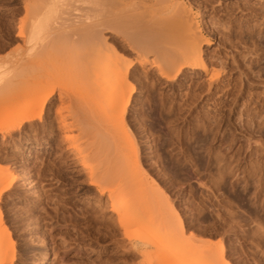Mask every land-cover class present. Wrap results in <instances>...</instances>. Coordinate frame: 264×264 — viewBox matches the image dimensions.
<instances>
[{
    "label": "rangeland",
    "instance_id": "obj_1",
    "mask_svg": "<svg viewBox=\"0 0 264 264\" xmlns=\"http://www.w3.org/2000/svg\"><path fill=\"white\" fill-rule=\"evenodd\" d=\"M187 1L210 39L202 42L209 64L238 52L254 55L247 33L243 41L231 35L237 45L226 41L225 24L229 17L245 26L251 7L264 0ZM237 6L246 8L227 13ZM183 11L177 0H0V119L26 108L41 111L9 132L0 124V246L15 245L13 260L0 256V264H181L191 255L183 245L205 240L213 249L191 255L195 264L217 262L220 246L222 264H264V126L247 123L240 101L229 121L214 123L205 136L200 130L215 118L213 97L204 90L209 74L187 66L162 77L152 67L156 55L139 61L141 52L124 35L142 32L153 13L157 27H165L163 46L178 52ZM35 17L39 25L29 41L19 30L28 36ZM253 40L264 45V35ZM114 56L135 63L130 102L118 119L111 116L115 99L101 94L115 77L95 75ZM261 67L264 72V62ZM250 91L264 98V83ZM228 164L238 169L222 175L218 167ZM90 169L102 176L104 189L139 193L143 204L133 210V228L140 229L139 241L147 237L139 245L147 254L123 242L106 194L87 185ZM158 207L179 214L183 233L175 223L159 225ZM169 236L176 237L174 246L164 244Z\"/></svg>",
    "mask_w": 264,
    "mask_h": 264
},
{
    "label": "bare ground",
    "instance_id": "obj_2",
    "mask_svg": "<svg viewBox=\"0 0 264 264\" xmlns=\"http://www.w3.org/2000/svg\"><path fill=\"white\" fill-rule=\"evenodd\" d=\"M183 6V16L180 22L186 25L184 30L180 31L179 43L181 49L178 52H171L165 46H163V39H165V27H157V16L151 13L149 15V21L147 27L142 29L139 33H125V37L129 39L133 48L141 52L142 58L139 61H143L147 58V54L156 55L151 59L152 67L158 69L162 77L170 78L173 74L178 71H182L184 67L190 66L197 68L204 73H208L209 77L207 80V85L204 88L206 90L205 95H210L214 100V116L213 120H206L200 132L205 136L212 131L213 125L220 122L229 121L230 114L235 112V107L241 102L243 112L247 116V123L250 124L252 121L256 122L258 126H264V98L259 97L257 94L251 92L250 90L257 86L258 82L264 83V72L261 64L264 62V45L261 42H256L257 36L264 35V4L259 7H251L252 18L248 20V23L244 26L240 23H235V19L227 17V24L225 27L229 29V33L226 41L230 45H237L238 41L244 40V33L252 39V47H248V53L250 57L246 55L239 56V52L231 56L230 61L220 60L216 64H209L207 58L204 54V48L202 42L210 43V39L203 36V30H201L202 22L198 19L197 15H194L190 10L187 0H177ZM26 10L30 11V5L26 3ZM240 6L232 7L231 12L235 15L238 11L244 10L246 7H242L235 11ZM36 9H33V12ZM225 16L224 14H222ZM234 15V17H235ZM222 18H219L217 23H223ZM39 25V19L33 18L31 24V30L27 32L24 29L19 30V34L23 37H27L29 41L34 38V32ZM231 35H237L238 41L231 38ZM143 41V42H141ZM159 57L166 59V64H161ZM230 69H234V72L238 73L237 76L233 75L231 70H227V66ZM135 63L132 60H125L122 57L114 56L103 66L99 67L95 75L97 77H104L112 75L115 77V81L112 85L102 89L101 94L106 98L113 97L115 100L112 103L111 116L115 119L122 118L123 114L130 102L131 95L128 94V74L134 68ZM229 74V77L226 75ZM129 90H132L130 88ZM202 92V91H201ZM199 95L197 94L196 98ZM48 96L43 97L41 100L45 102ZM17 112H12L8 114L7 119H0V124L5 123V131L9 132L14 128L20 127L24 121L39 117L41 111L36 112L34 109L26 108ZM261 118L259 120L258 118ZM124 133L126 132L123 130ZM132 144V141L129 140ZM264 150V149H262ZM132 161L136 163L138 161L136 152L134 150V156ZM212 161L219 163L218 159L213 157ZM86 166V164H83ZM219 165V164H218ZM231 166L230 164L223 166L220 165L218 168L221 170L222 175L230 174L235 172L238 167ZM245 171V169L243 170ZM88 187L91 189H96L100 195L106 194L107 205L106 209L111 212V218L115 220V225H119L122 229V235L125 240L123 241L136 245V248L142 254H147V251L139 247V245L147 244V237L143 240L138 236V231L140 229L133 228L135 224L138 223L136 215L133 210L143 204V201L139 193L134 189H126L120 193H114L115 189L109 187L104 189L101 187L102 176L98 175L96 170H87ZM11 185V182L5 185V188ZM101 208H103L101 206ZM103 210V209H102ZM96 209L93 208L91 212H95ZM156 218L159 220V225L165 228H170L173 223L179 226L180 232L184 231V224L179 216V214L172 210V212H167L161 210L158 207ZM95 220H99V215H94ZM6 234L8 235L7 231ZM157 235V234H156ZM153 236V235H152ZM154 242H157L158 237H152ZM176 237L169 236L165 241L166 246L175 245ZM161 242V241H160ZM159 242V243H160ZM15 245L11 243L10 245L0 246V256L1 261L6 263L7 261H12L15 257L14 253ZM213 249V244L209 240H205L201 244H190L185 243L182 247L183 252H188L191 255L197 252H206ZM183 255L181 257V264H195L190 256ZM219 259L214 264H222L224 261L223 247L219 248ZM11 264V262H10Z\"/></svg>",
    "mask_w": 264,
    "mask_h": 264
}]
</instances>
